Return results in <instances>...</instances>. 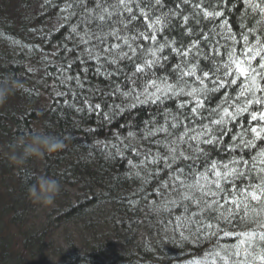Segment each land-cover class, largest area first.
<instances>
[{
	"label": "trees",
	"instance_id": "obj_1",
	"mask_svg": "<svg viewBox=\"0 0 264 264\" xmlns=\"http://www.w3.org/2000/svg\"><path fill=\"white\" fill-rule=\"evenodd\" d=\"M66 2L0 0V80L11 76L25 86L0 107V171L10 169L5 153L13 149L17 137L31 136L41 129L61 138L69 137L65 141L66 149L60 153L32 157L23 168L11 163L17 167L12 173L18 178L17 193L9 197L10 203L6 207L25 213L26 201H31L27 189L34 182L33 175L47 174L62 184V191L56 198L59 209L55 210L58 217L55 216L54 223L61 228L75 225L78 230L83 229L82 236L85 237L78 245L68 242L66 248H53L63 264H222L214 254L223 247L237 244L236 234L254 229L259 231L257 225L241 223L239 216L231 223L208 215L200 216L194 204L185 212L183 205L188 202L182 201L174 190L176 184L172 181L174 173L171 169L151 163L135 169L129 164V161L139 164L146 155L150 161L158 152H164L163 146L157 143L167 142L163 133L151 137H145L144 133L154 124H163L165 111L176 113L177 105L188 98H169L163 104L142 103L129 108L130 101L113 91L112 82H117L122 91L125 85H131L119 74L107 78L102 73L105 69L112 72L114 68L99 67L95 59L88 58L87 49L92 47L95 39L85 37L89 30L83 26L78 28L79 35L72 32L79 15L64 19L67 14L62 9ZM166 4L175 7V0H166ZM233 4L224 11L237 40H240L242 31H247L242 23L259 32L256 20L248 17L242 21L245 16L243 0H233ZM182 7L185 14H190V8ZM74 11L80 12L78 8ZM203 23L207 25L204 28L207 33L212 25L207 21ZM170 28L164 35L169 40L174 39L177 46L182 39L185 44L189 42L188 37L181 35L182 26ZM93 30H96L94 25ZM81 37L91 42L82 43ZM250 40H253L252 36ZM242 47L241 40L236 45L238 53ZM96 51L99 52L100 48L97 47ZM204 51L208 49L204 48ZM165 55L164 66H157L154 72L156 76H168L172 81V71L180 60L167 49ZM253 63L258 64L259 58ZM200 66L207 70L211 63L201 58ZM121 68L130 74V65L124 67L122 63ZM76 78L82 87L78 86ZM239 83L209 93L205 100L206 109H215L225 94L235 96ZM261 84L264 85V81ZM90 104H100L101 107L93 111L88 107ZM117 105L123 111L117 109ZM180 111L187 113L188 108ZM204 117L210 118L209 111H204L203 116L197 117L190 126L199 129L201 123L208 122ZM181 119L184 125H189L192 117L189 114L188 119ZM250 125L255 126L256 122L244 113L228 125L231 131L223 136V143L214 149L201 145L208 152V159L227 162L235 155L250 160L257 149H237L232 153L225 148L232 145L233 134ZM129 132L134 133V137H129ZM257 143L259 146L264 141ZM185 154L190 155L187 151ZM37 161L39 169L36 168ZM188 164L193 165V171H203L205 166L203 160L198 159L178 162L173 168L184 167L187 173L185 165ZM137 171L141 173L140 178L135 175ZM249 182L258 183L245 179L237 180L236 185L246 186ZM163 184L169 187L165 189ZM226 187L230 189L231 186ZM189 215L193 220L190 224L186 220ZM177 217L184 220L186 226H180ZM208 223L218 224L219 230H206L204 225ZM225 231L232 235L225 236ZM6 254L0 255V264L10 256L8 264H29L24 256ZM241 258L233 257V260ZM256 264L260 261L257 260Z\"/></svg>",
	"mask_w": 264,
	"mask_h": 264
},
{
	"label": "snow or ice",
	"instance_id": "obj_2",
	"mask_svg": "<svg viewBox=\"0 0 264 264\" xmlns=\"http://www.w3.org/2000/svg\"><path fill=\"white\" fill-rule=\"evenodd\" d=\"M205 3L206 0H175L173 7L166 4V0H67L62 12L67 14L64 19L79 15L77 24L72 26L73 33L79 35L78 28L83 26L89 30L85 37H94L95 43L87 49L88 58L95 59L99 67L114 68L112 72L105 69L102 74L107 78L119 74L131 85H125L122 91L117 82H112L113 91L130 101L129 108L142 103L163 104L169 98H188L177 105L176 113L165 111L163 124H154L144 133L145 137L163 133L167 142L157 143L163 146L164 152H158L150 161L146 155L139 164L131 161L129 164L135 169L146 167L147 163L171 169L174 173L172 181L176 184L174 190L182 201L188 202L183 205L185 212L194 204L200 216L208 215L225 223H231L239 216L241 223H255L259 231L254 229L236 234L237 244L223 247L214 255L222 264H256L257 260L264 264V144L258 146L257 143L264 141V85L261 84L264 81V0H243L245 16L242 21L248 17L256 20L259 32L242 23L247 31L240 33V40L232 32L224 11L234 6L233 0H207L206 7ZM182 5L190 8V14L184 13ZM76 8L80 10L79 14L74 11ZM204 21L212 25L207 33L204 32L207 27ZM170 26H182L181 35L188 37L189 42L185 44L182 39L177 46L174 39L169 40L164 33L171 30ZM241 40L243 47L238 53L236 45ZM81 42L89 44L91 41L81 37ZM204 48L208 51L205 52ZM166 49L180 60L172 71V81L168 76H156L154 72L157 66H164ZM201 58L210 61L207 70L200 66ZM257 58L259 63L254 64ZM122 63L124 67L131 66L130 74L123 71ZM76 79L78 86L82 87ZM238 81L235 96L225 94L215 109H206L205 100L209 93L230 88ZM88 107L95 111L101 106L90 104ZM116 108L120 109V106ZM185 108H188L187 113L180 111ZM204 111H209L210 118L204 117L208 122L201 123L199 129L191 127ZM244 113H248L256 125L233 134L232 145L225 148L232 153L237 149H257L256 154L250 160L235 155L227 162L209 160L208 152L201 145L214 149L223 143V136L231 131L228 125ZM189 114L192 119L189 125H184L181 117L188 119ZM128 136L134 137V133L129 132ZM169 137L175 138L169 140ZM198 159L203 160V171H193L191 164L185 165L187 173L184 167L173 168L178 162ZM135 175L140 178V171ZM245 179L258 183L236 185L237 180ZM162 187L167 189L169 185L163 184ZM177 220L180 226H186L180 217ZM186 220L193 223L191 215ZM204 227L219 230L218 224L208 223ZM224 235L232 233L225 231ZM233 257L242 258L233 260Z\"/></svg>",
	"mask_w": 264,
	"mask_h": 264
},
{
	"label": "rangeland",
	"instance_id": "obj_3",
	"mask_svg": "<svg viewBox=\"0 0 264 264\" xmlns=\"http://www.w3.org/2000/svg\"><path fill=\"white\" fill-rule=\"evenodd\" d=\"M8 165L10 169L0 171V255L7 253L6 255L12 254V257L24 256L25 262L29 264H63L53 248H66L68 242H76L78 245L85 238L82 236L83 229L80 231L75 225L61 228L54 223L55 216L58 217L55 213L59 209L57 200L52 206L26 201L28 212L24 211L25 213L7 208L9 197L17 193L18 181V178L12 176L17 167L9 160ZM36 166L39 169V161ZM10 258L4 264H8Z\"/></svg>",
	"mask_w": 264,
	"mask_h": 264
},
{
	"label": "clouds",
	"instance_id": "obj_4",
	"mask_svg": "<svg viewBox=\"0 0 264 264\" xmlns=\"http://www.w3.org/2000/svg\"><path fill=\"white\" fill-rule=\"evenodd\" d=\"M24 88L19 80L11 76L0 80V107H3L17 91ZM67 139H69L67 136L61 138L42 129L37 130L34 135L17 137L13 149L5 155L11 163L23 168L32 157L42 158L46 154L52 155L64 151L67 147L65 143ZM32 179L34 182L30 183L27 189L31 202L42 206L54 205L62 191L60 180L43 173L34 174Z\"/></svg>",
	"mask_w": 264,
	"mask_h": 264
}]
</instances>
